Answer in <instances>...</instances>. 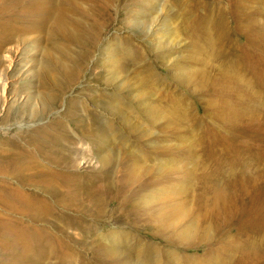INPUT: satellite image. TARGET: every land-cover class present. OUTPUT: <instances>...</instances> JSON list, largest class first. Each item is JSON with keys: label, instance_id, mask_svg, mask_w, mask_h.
<instances>
[{"label": "rangeland", "instance_id": "obj_1", "mask_svg": "<svg viewBox=\"0 0 264 264\" xmlns=\"http://www.w3.org/2000/svg\"><path fill=\"white\" fill-rule=\"evenodd\" d=\"M54 9L0 37V264H264V0Z\"/></svg>", "mask_w": 264, "mask_h": 264}, {"label": "bare ground", "instance_id": "obj_2", "mask_svg": "<svg viewBox=\"0 0 264 264\" xmlns=\"http://www.w3.org/2000/svg\"><path fill=\"white\" fill-rule=\"evenodd\" d=\"M58 1L59 0H0V37H3L4 43L19 41L22 39V36L27 33L45 32L50 34L54 23L62 20L64 16V9H54L58 4ZM57 8H61V6H57ZM1 14H4L3 17H1ZM3 45V42L0 41V46ZM217 55L220 54H216L215 57ZM5 57L8 60H12L11 54L5 53ZM7 75L8 74L3 72V70L2 73H0V104L3 106L5 105L8 111L12 106H10L11 100L7 101V96L11 91H8L9 86L6 85L8 80ZM19 85H21L22 89L25 91L22 105L18 107L20 113L21 115L25 114L35 117L36 110H44L47 107V104L44 101H41L38 107L34 108L32 105L33 91L28 88V83L23 82ZM18 91L19 89L16 88L14 94L17 95ZM48 96L51 100V92ZM0 120L7 121V113L3 114L0 117ZM14 153L16 152L10 150V152L2 159L7 158ZM72 179L73 178L70 174H62L56 179V181H69ZM18 195L20 197V194ZM30 195H26L25 198L30 200ZM13 196L15 197L14 192Z\"/></svg>", "mask_w": 264, "mask_h": 264}]
</instances>
